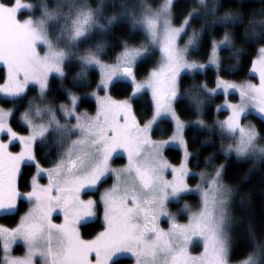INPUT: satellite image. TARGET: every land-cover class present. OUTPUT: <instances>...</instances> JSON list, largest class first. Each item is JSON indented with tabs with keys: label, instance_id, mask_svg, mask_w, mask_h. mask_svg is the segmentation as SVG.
<instances>
[{
	"label": "snow or ice",
	"instance_id": "obj_1",
	"mask_svg": "<svg viewBox=\"0 0 264 264\" xmlns=\"http://www.w3.org/2000/svg\"><path fill=\"white\" fill-rule=\"evenodd\" d=\"M32 7L27 0H0V97L12 104L0 105V213L5 214L0 218L11 220L0 223V264H264V235L249 225L247 241L238 240L225 227L235 192L225 179L228 156L264 154V123L257 130L248 120L253 110L264 118V17L253 14L247 21L261 26L244 31L248 52L235 43L242 14L229 8L218 15L222 0H213L211 8L207 0H136L104 23L102 9L90 0H73L66 13L41 4L35 23L21 20V9ZM55 20H61L62 47L48 35L47 23ZM121 26L128 36L111 57L105 58L106 40L80 47L96 28L108 33ZM137 29H143L142 38ZM40 46L46 48L43 55ZM225 49L235 61L230 66ZM242 54L258 83L226 79V73H238ZM72 58L79 64L72 80L83 78L90 85L85 93L63 85L64 65ZM209 65L215 69L214 87L198 79ZM185 73L193 75L187 85ZM53 74L63 90L56 104L48 99ZM181 97L196 120L184 119ZM86 98L95 101L93 114L80 107ZM213 109L224 119L209 124L202 117ZM161 123L168 127L156 135ZM190 125L221 140L231 137L217 149L223 160L210 153L202 169L191 167ZM52 134L54 145L45 148ZM170 145L180 149L178 164L165 154ZM121 155L126 163L113 167ZM109 177L112 185L101 190ZM89 189L98 195L89 196ZM189 194L199 196L195 206L186 201ZM172 203L180 205L175 212ZM185 214L187 222L179 223L177 217ZM92 217L102 221L101 230L86 239L82 229L88 225L82 221ZM165 218L167 229L161 227ZM18 242L24 247L20 256L13 255ZM197 242L204 251L193 256L189 247ZM248 242L251 250L234 261L236 246Z\"/></svg>",
	"mask_w": 264,
	"mask_h": 264
},
{
	"label": "trees",
	"instance_id": "obj_2",
	"mask_svg": "<svg viewBox=\"0 0 264 264\" xmlns=\"http://www.w3.org/2000/svg\"><path fill=\"white\" fill-rule=\"evenodd\" d=\"M25 1V0H23ZM6 2L10 3L11 0H6ZM27 2L31 3L33 7L26 11L21 12V17L26 15H31L32 17L39 18L41 16V4H46L50 9L60 7L63 12H68L71 7L73 0H27ZM160 2V0H158ZM213 0H207L208 7L211 8ZM223 7L217 13L218 15H222L223 11L226 9H236L239 10L242 14V18L244 23H238L235 26V43L237 46L246 49L248 52L251 51L250 41L245 42V37L243 33L246 29L250 30L251 27H256L257 31H261L260 25H248L247 21L255 14L256 18L264 17V0H222ZM92 7L99 6L102 11L99 15V19L101 23L105 22V17L112 15L113 13H119L123 8L130 7L136 3V0H103V3L100 0H90ZM179 17L182 12L180 9H177L176 12ZM209 21L212 19L211 15L208 17ZM62 20V18H61ZM61 20H55L48 22V33L50 37L59 47H62L65 44L64 35L62 36L61 31ZM178 22V21H177ZM232 27V25H229ZM141 33V38L143 37V29H137ZM222 28L217 26L216 34L219 36L221 34ZM128 33L125 27H117L111 30L108 33L102 32L99 28H96L90 36H86L80 42V47L83 48L88 44L95 45L97 42L106 40L108 42V49L105 53V58L111 57L115 52L120 50V40L126 38ZM159 53L157 52L158 59ZM202 55V53H201ZM222 55L225 58V66H230L234 64V58L231 55V50L225 49ZM154 66V62H150L147 67ZM66 77L63 80L64 86L72 87L78 90L80 93H85L89 90L90 85L82 78L78 82H73L72 77L79 70V64L75 60V58L69 59L66 61L65 65ZM248 67L250 65L247 64L246 54H242L240 68L237 74H225L227 79L233 80H241L247 77L256 79L255 76L248 72ZM3 71V67L0 66V72ZM95 69H90L89 71V79L92 78ZM215 69L213 66H209L206 71L199 75L198 79L202 82H207L209 87L214 86L215 79ZM146 75V72L141 71L140 76L143 77ZM185 84L191 83L193 79V75L191 73H185ZM121 83H125L121 81ZM31 95V93L29 94ZM112 95L116 98H120L119 91H113ZM237 98V96H236ZM9 98L0 97V105L11 107V103L4 104V101ZM48 99L56 104L59 103L61 99H63V90L61 80L56 76H53L51 81V90L48 93ZM88 102L81 104V109L87 110L88 112L95 111V101L91 98H86ZM183 103L181 104V108L185 111L182 113L184 115V119L186 120H196L198 117L195 114L194 109L191 104L188 102L187 98H180ZM221 100H216L215 103H221ZM22 103V102H18ZM225 113L224 115H226ZM207 123L211 124L212 121L216 118L223 119V115H218V113L213 109L212 115H205L202 117ZM248 120L252 121L254 125H256L257 130L261 128L262 123H264V119L256 114L250 113L248 116ZM14 126L21 130L22 126L19 123H16L14 119ZM168 127L167 123H161L158 125L156 129V135L160 134V130H166ZM187 136L190 141L191 149L193 150L191 167L194 169H202L204 167V156L209 155L210 153H216L217 157L221 160L224 159V155L221 152H218L220 144H225L226 138L221 140V138L217 135H213L208 132L206 129L201 128L199 125H190L187 130ZM55 137L49 135L47 141L44 142L45 148L48 145H54ZM204 141L203 148L204 150L197 153L196 149L201 147V142ZM211 145V146H210ZM180 153V149L175 146H169V150L166 152L167 157L173 163H178V155ZM124 160L121 157H117L114 161L121 162ZM198 178L194 179L192 182L196 181ZM225 179L229 184H231L235 189L234 195V224L232 228V237L238 240L247 241V233L249 229V225L254 226L258 235H264V161L260 163H256L252 161V158H238L234 154H230L228 156V162L226 165V175ZM107 180L105 181V183ZM104 183V184H105ZM103 184V185H104ZM191 204L196 205L199 201L197 194H189L185 197ZM27 207V205H24ZM5 214L0 215L3 217ZM15 219V218H12ZM0 221L9 224L11 223L10 219H2ZM102 221L98 218L93 219L91 221L84 222V224L88 225L86 228L82 229L84 238L92 237L96 232L101 230ZM250 242L243 244H238L233 253V260L239 259L243 257L247 251H250ZM1 255V253H0ZM128 263V260L124 261V264Z\"/></svg>",
	"mask_w": 264,
	"mask_h": 264
},
{
	"label": "rangeland",
	"instance_id": "obj_3",
	"mask_svg": "<svg viewBox=\"0 0 264 264\" xmlns=\"http://www.w3.org/2000/svg\"><path fill=\"white\" fill-rule=\"evenodd\" d=\"M23 2H25V1H23V0H21V3H23ZM29 3V2H28ZM13 7H16V5H13ZM26 10H28V9H26V8H23V9H21V12H23V11H26ZM30 18L32 21H33V23H35L36 22V20L38 19V18H35V17H32L31 15H26V16H24V17H21V15H20V19L21 20H24L25 18ZM47 28H48V23H47ZM48 30V29H47ZM48 35H49V33H48ZM62 36H63V33H62ZM49 38L53 41V39L50 37V35H49ZM53 43L54 44H56V42H54L53 41ZM57 45V44H56ZM57 47H59L58 45H57ZM39 52H40V54L41 55H43L45 52H46V48L44 47V46H40V48H39ZM158 58H159V55H158ZM0 66L1 67H3L2 66V64H0ZM209 66H211V65H209ZM53 76H56L55 74H53ZM145 76V75H144ZM143 76V77H144ZM143 77H141V78H143ZM255 80L253 79V78H250V77H247V78H245V79H241V80H235V81H237V82H240V81H251V82H253V83H258V78L255 76ZM227 79V78H226ZM229 80H233V79H229ZM214 87V86H213ZM237 99H238V96H237ZM39 102V101H38ZM83 110V109H82ZM95 112V111H94ZM94 112H89L90 114H93ZM251 113H253V114H256V115H258V116H260V114L259 113H257L255 110H253ZM261 117V116H260ZM43 119H47V114L45 113V115H44V117H43ZM224 119V118H223ZM264 119V118H263ZM250 121V120H249ZM252 122V121H251ZM253 123V122H252ZM18 130V129H17ZM161 131V130H160ZM53 136L55 137V135L53 134ZM226 143H225V145H227V144H229V143H231L232 141H231V137L229 136V137H227L226 138V141H225ZM260 143H261V145H264V140H262V141H260ZM170 146H175V147H178L177 145H170ZM179 148V147H178ZM16 150H18V149H16ZM166 154V153H165ZM232 154H234V153H232ZM235 155V154H234ZM167 156V155H166ZM121 158H123L124 160H122L121 162H115V161H113V164H112V166L113 167H120V166H122L123 164H125L126 163V159L124 158V156L123 155H121L120 156ZM168 158V157H167ZM249 158H252V161H254V162H256V163H260L261 161H264V154H261L260 156H259V158H256V157H249ZM116 159V158H115ZM114 159V160H115ZM169 159V158H168ZM170 161V160H169ZM171 162V161H170ZM171 163H173V162H171ZM179 163V162H178ZM178 163H173V164H178ZM168 178L169 179H171V176L169 175L168 176ZM197 182H199V178L196 180V181H194V182H192L193 183V185H195V183H197ZM112 183H113V178L112 177H109L108 179H107V182L104 184V185H101V190H103L104 188H108V187H110L111 185H112ZM98 195V193H96L95 192V189H89L88 190V195L89 196H91V195ZM234 195H235V193H234ZM85 198H87V196L85 197ZM198 198H199V196H198ZM234 196L232 197V201H231V205H230V218H229V220H228V222L226 223V225H225V227L229 230V232L231 233V235H232V228H233V224H234ZM190 205H193V204H191L188 200H186ZM193 206H195V205H193ZM169 207H170V210L171 211H173V212H175L176 210H177V208L178 207H180V205H178V204H175V203H172V204H170L169 205ZM4 213H0V215H3ZM93 219H96V217H92V218H86L84 221H82V223H84V222H87V221H91V220H93ZM177 220H178V222L179 223H186L187 222V215L185 214V215H180V216H178L177 217ZM59 222V221H58ZM0 223H3V222H1L0 221ZM161 227L162 228H165V229H167L168 227H169V224H168V221H167V219L165 218V219H162L161 220ZM91 238V237H90ZM87 239V238H86ZM189 251H190V253L193 255V256H199L203 251H204V249H203V245L201 244V243H199V242H197V243H194V244H192L190 247H189ZM24 254V247H23V245H22V242H18L17 243V245H15L14 246V252H13V255H17V256H20V255H23ZM1 255H2V253H1ZM126 264H130V262L128 261V263H126Z\"/></svg>",
	"mask_w": 264,
	"mask_h": 264
}]
</instances>
